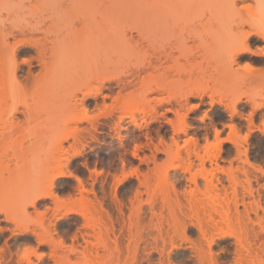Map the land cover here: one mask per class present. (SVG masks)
<instances>
[{
    "label": "rangeland",
    "instance_id": "374dc122",
    "mask_svg": "<svg viewBox=\"0 0 264 264\" xmlns=\"http://www.w3.org/2000/svg\"><path fill=\"white\" fill-rule=\"evenodd\" d=\"M170 1L178 3V1L187 0ZM180 2L179 5L176 3L175 8L169 10V21L158 35L154 34L151 48L146 47L145 41L140 39L136 32H132L131 36L128 34L127 37H131L133 42L138 40L141 42L131 44L130 47L123 43V37H119L123 49L114 55L113 70L119 74L120 79L130 80L129 76L125 77L120 73L137 72L133 66L143 63L146 54L150 53L152 48L154 50L159 48L160 44L167 39V43L175 44L178 37L186 38L190 35L186 38L189 40L184 44L187 48L194 49L196 45L201 44L202 40L193 39L191 36L193 33L203 36L204 41L210 40L209 38L213 40L214 37L217 40L221 38L220 42L216 43L225 44L224 49H221V46L220 48L215 46V42L210 43L211 40L207 43L209 46L213 44V47L210 46L211 49L207 50V52L211 50L210 54L208 52L209 56L215 55L211 56L212 59L208 57L209 59L206 60V57L202 56L204 59L188 57L187 61L180 60L185 68V73L180 77L182 84L178 83L180 90L186 91L190 87L205 90L201 101L191 97L186 102L187 105L182 102L184 106L182 110L190 105H199L196 110L188 113L187 120L192 127L188 135H173L170 125L165 122L166 119L174 120L172 114L164 112L165 109L179 108L174 102L171 105L156 106V112L165 115V118L158 117V122H151L149 116L135 113L133 116L138 123L144 120L150 122L140 131L133 125L127 124L128 117L124 119L122 129L113 130L114 121L117 122V116L121 115L119 110L107 119L99 118L96 129L94 131L91 129L95 139L92 141L87 139L88 144L84 147L83 155L72 158L69 162L70 172L83 181L82 194L76 181L70 177L58 179L54 185L55 193L62 201V207L71 208L77 214L65 215L64 208L54 213L52 212L55 207L54 202L42 200L35 208L27 207V215L17 222L5 221V217L1 215L0 226L5 231L0 233V247L2 246L6 254L5 264H200L196 255L200 251L206 252L208 247L198 238L192 227L189 226L184 233L182 226L183 223L189 224V219L184 215L190 214L191 209L199 211L203 228L208 230V237L213 238L214 243L210 251L214 255L215 264H236L238 256L243 255L242 253H246L243 257L246 255L248 259L249 253L246 252V248L250 250L252 259L248 256L249 259L255 261V203L260 199L261 206H264V177L258 170L241 163L234 146L225 140L230 138L228 126L232 123L240 128V134H242L239 137L248 132L245 119L252 110L248 100L264 103V58L242 55L234 63L235 65L232 63L229 68L237 73L229 74L233 71L228 73L223 69L228 57L223 55H228L229 51L226 50V54L224 51L228 42L227 49L230 50L235 38L250 30L248 24L241 25L240 22L248 21L254 24L264 21V0H193L195 4L197 3L194 11H190L193 10L191 5L192 8L187 9L189 1L185 2L187 7L185 5L182 7L183 2L180 6ZM233 2H235V8L232 7ZM203 3H207L205 4L207 8H200L203 7ZM199 4L203 5L199 7ZM210 5L214 6L210 7ZM126 22V25L132 24L131 20ZM208 34L209 38H207ZM230 39H233L232 43ZM249 44L253 51H257L262 46L252 40ZM203 53L202 49L198 54ZM22 56L26 55H19L20 58ZM218 63L220 64L216 65ZM247 64L255 68L253 75L244 73ZM25 70L26 68L23 67V71ZM145 72L146 70H138L139 79L146 75ZM238 73L239 78L244 73L242 75L245 77L242 76V78L245 81L237 79L238 82L234 81ZM231 75L235 78H230ZM249 76L252 77L249 78ZM136 80L138 82V79L133 82L137 83ZM69 84L62 80L55 95L52 97L50 93L46 98L41 96V85L27 84L21 89L17 86L9 87L7 98L1 105L3 117H6L10 107L19 101H24L30 105V112L35 119L22 126L23 133L27 135L22 145L12 144L0 147V153L7 150L6 155H0V176L5 182L3 186L0 185V205L7 212H12L11 214L19 213L23 205H26L37 193L36 189L45 187L52 174L53 166L56 163L64 164L65 159L72 153L69 148L72 144L70 140L64 144L63 150H58L52 145L57 135L66 128L67 122L64 121L75 115L74 108L70 106L74 104V101L68 100L67 97L71 90ZM110 86L113 88V93L118 91L115 81ZM211 88L215 90L213 96L215 101L214 105L209 106V95H211L209 89ZM133 89V87L126 88L123 94ZM104 93L106 92L103 90L102 94ZM76 96L74 100L79 101L81 94L77 93ZM165 96L166 94L163 93L149 94L150 105L155 103L154 97ZM238 96L241 97L238 115L230 119L228 112L223 111L224 106L218 103L219 101L224 104L229 103ZM93 102V99H88L86 104L92 105ZM103 102L106 106L115 104L111 98L103 101L102 96L98 95L95 103L102 107ZM92 111L97 113L96 110ZM205 113L207 118L200 122ZM16 117L19 120L24 119L21 114H17ZM262 117H264V107L254 113V126L251 127L253 132L248 139L244 141L242 137L236 140H240L238 141L241 145L240 150L247 149L251 163L264 170V136L257 131L258 128L262 129ZM70 126L73 125L70 124ZM88 126L87 123L78 125L79 128H89ZM213 127L220 131L218 140L222 141V153L217 161L218 167L224 171L231 167L234 172L231 178L230 175L228 177V174L221 172H215L213 177L210 176L211 171L216 169V165H210L208 162L204 163L205 173H198L201 169L199 162L191 155L190 160L193 164L191 173H197V187L189 181V174L182 173L179 169H170L169 182L165 183L161 179V173L169 163V159L162 153H155L153 146H158L160 138L172 145L173 137L179 146H184V140L195 135L198 138L197 150L202 155L205 137L209 143H214ZM34 142H36L35 145ZM136 145L140 146L137 152L134 148ZM134 152L141 160L147 158V163H141L138 158H134ZM181 156L183 159H180V162L179 160L172 162L174 166L187 163L188 158L184 150L181 151ZM241 159H243L242 156ZM230 160L231 164H229ZM84 162L87 166L83 167ZM136 168L142 185L133 174L129 175ZM88 170L95 171V174ZM146 174L147 179L144 178ZM6 188L11 190V195H5ZM25 188H29L27 192L24 191ZM15 191H17L16 195ZM136 192L139 193L137 198ZM116 198L121 202V206L116 202ZM95 200L102 202L106 213H98L97 206L94 204ZM45 207L50 208L47 214L49 220H45L41 225L37 222V214ZM210 209L224 210L232 216H235L237 210L241 219L239 221L234 219L235 221L231 223H218L214 226L208 221L207 215ZM171 210L174 213H171ZM204 210L206 211L203 212ZM172 214L177 215L181 225H173L178 221L171 218ZM215 220L218 222L217 216ZM48 221L53 226L49 227ZM193 222L196 221L193 220ZM221 231L228 232L231 236L217 239V234ZM33 233L38 236H34ZM42 237L48 239L52 237V241L39 243V238ZM91 244L94 246L91 247ZM85 246L92 248V251L89 247L90 252L87 247L83 249ZM83 253L86 254H84L85 258Z\"/></svg>",
    "mask_w": 264,
    "mask_h": 264
},
{
    "label": "bare ground",
    "instance_id": "6f19581e",
    "mask_svg": "<svg viewBox=\"0 0 264 264\" xmlns=\"http://www.w3.org/2000/svg\"><path fill=\"white\" fill-rule=\"evenodd\" d=\"M187 1H189L188 4L190 3L189 6L191 5L193 8L185 5ZM187 1H185L186 3L182 1V4L180 1L177 3V1L174 2L170 0H0V147L12 144L22 145L24 139L27 138V135L22 131V126L26 122H33V120H35L34 115L30 112V105L24 101H19L10 107L7 111L6 117H3L1 114V105L7 98L10 86H17L21 89L27 84H32L34 86L41 85V96L42 98H46L50 93L53 97L60 82L65 80L70 83L68 86L71 87V90L67 97L69 98L68 100L74 101V104H71L70 106L74 108L73 110L75 113V115L69 117L68 120L66 119L67 121H64L67 122L65 124L66 128L63 132L57 135L55 141L52 143L56 149L63 150L64 144H67L70 140L72 141V144H70L69 148L72 153L65 159L64 164L56 163V165L53 166L52 174L49 176L45 187L36 189L37 193L31 197L26 205H23V209L19 213L11 214L12 212H7V210L3 209L0 205V216L3 215L5 221H19L27 215V207L35 208L42 200H51L54 202L55 207L52 210L54 213L59 211V209L64 208V206L62 207V201L55 193L54 185L55 181L58 179L69 177L74 179L78 187H80V192L82 194L84 191L83 181L79 176L73 175L74 173L72 174V172H70L69 162L72 158L83 155L84 147L88 144L87 139L91 141L95 139L92 131L96 129L98 123L97 120L99 118L103 117L107 119L108 117H111L115 111L119 110V112L121 111V115H119V117L117 116V122L114 121L113 125L115 126V129L113 128V130L122 129V123L124 119L128 117L129 122L127 124L133 125L135 129L140 131L148 126L150 122L148 123L144 120L142 123H138L134 118L135 116H133L135 113H140L142 116H149V121L151 122H158L157 118H165V115L162 113L158 114L156 112V106H161L163 104L171 105V103L174 102L179 108H170L165 109L164 111L165 113L172 114L174 120L166 119L165 122L170 125L173 135H188L189 129L192 128L187 120L188 113L196 110L199 105H190V107H186L185 110H182L184 107L182 102L187 105L186 102L191 97L197 98L201 101L205 94V90L191 89V87L186 91L180 90L181 88L178 87V83H181L180 77L185 73L184 65H181L180 60L185 59L187 61L188 57L197 58L202 56L206 57V60L209 59L208 57L211 58L214 54L209 56L211 50L208 51L209 54L207 52L208 48L211 49V45H207L211 40L209 34L207 38L210 40L206 41H204L205 39H202L203 36H200L197 33H193V35L191 34L193 39L197 38V41L202 40L201 44L196 45L194 49H189L184 44L189 40L186 38L190 35L186 38L185 36L178 37L175 44L167 43L168 39H164L165 41L162 40L164 43H161L159 48H156L155 50L152 48L151 52L146 54L143 63L133 66L137 72L125 71L120 73L122 76H129L131 78L130 80L120 79L119 74L113 70L114 55L123 49L120 45L121 41L119 37H123V43L127 45V47H130L131 44L141 42V40L133 42L131 37H127L128 34L131 36L132 32H136L140 39L145 41L146 47L151 48L154 34L158 35L166 27V24L169 21L168 12L177 6L176 3L179 5L180 2V6L181 4L182 7L185 5L187 9L192 8L193 10L189 9L190 11L196 10L197 3L195 4L193 0ZM203 4H199L198 6L200 7V5H203V7L200 8H207V5H205L207 3ZM212 6L210 5V7ZM199 7H197L198 10ZM232 7H236L235 2H233ZM127 20H131L132 24L130 26L126 25ZM239 24H248L250 30L237 36V38L234 37L235 40L233 41L234 43L230 50L227 49L229 42L228 45L225 46V54L227 51L229 52H227L228 55H223L225 57L228 56L227 59L225 58L227 61L225 60L224 62V59H222L225 64L223 65V69L228 73L229 71H233L229 74L237 73L229 68H231V64H234L242 55L264 58V21L255 22L254 24L248 21H243ZM219 39L221 40V38ZM219 39L217 40V38L215 39L214 37L210 43L215 42V46H221L222 49L225 44H217L216 42H220ZM232 40L230 39L229 41L232 43ZM251 40L256 44L262 45L261 48H258L257 51H253L249 44ZM211 47H213V44ZM202 49L204 53L198 54ZM21 54L26 56L20 58L19 55ZM219 54L222 55L221 53ZM204 57H202V59H204ZM19 58L20 62L18 61ZM218 58H221V56H218ZM220 63L216 65H219ZM23 67L26 68L25 71H23ZM225 67H227V69ZM139 69L146 70V75L140 79L138 77ZM244 69H246V72H244L246 75H253L255 68L247 64V67ZM147 70H149V72H147ZM242 74L240 76L241 78L243 76ZM232 75L230 76L232 79L237 76L234 81H245V79H243L245 76H243L242 79L238 77L240 75L239 73L236 76L234 75L235 77ZM250 77L252 76H249V78ZM249 78H247V80ZM135 79H138V82L136 80L137 83H134ZM113 81H115L116 87L118 88L116 93H113V88L110 86ZM129 87H133L134 89L123 94V91ZM103 90L106 93L102 94ZM209 91L211 93V95H209V106H212L215 101L213 99L215 90L214 88H211ZM77 93L81 94L79 101L74 100L77 97ZM152 93H163L166 94V96L159 98L154 97L153 101H155V103L152 102L154 104L151 103V106V99L149 100L148 95ZM98 95L102 96L103 101L106 98H111L115 104H113V106H106L105 102H103L102 107H99V105L95 103V99ZM88 99L94 100L92 105L91 103L86 104ZM240 102L241 97L238 96L229 103L224 104L219 101L218 104L224 106L223 111L228 112V117L232 119L235 115H238V104ZM248 102L251 103L252 110L245 119L248 124V132L242 136L244 137V141H246L249 135L253 132L251 127L254 126V113L264 107L263 102L254 103L250 100H248ZM92 110H96L97 113L95 114ZM17 114H21L24 119L19 120L16 117ZM205 118H207L206 113L199 121L203 122ZM261 122L262 129L258 128L257 131L264 136V117H262ZM82 123H87L89 128H79L78 125ZM70 124L73 126L71 127ZM91 129L93 130L91 131ZM228 130V137L230 138H227L225 141L234 146L238 160L246 166H249V168L252 167L254 170H258L264 177V170L251 163L247 149L240 150L241 145L238 142L240 140H236L242 138L239 137L242 134H240V128L232 123L228 126ZM213 132L215 138L214 143H209L205 137V146L202 147V155L197 150L198 138L195 135L187 136V140H184V146H179L174 137L172 139V145L165 143L160 138L158 144L159 147L155 145L153 146L155 148V153H162L169 159V163L164 169H162L161 179L165 183H168L169 170L179 169L182 173H188L189 181L194 184V187H197V173H191L193 166L192 161L190 160L191 155H193L199 162V167L201 169L198 173H205L206 170L204 169V163L208 162L210 165H216V169L211 171L210 176L213 177L215 172H221L228 174V177L230 175L231 178V175L234 173L231 167L227 171L218 167L217 161L222 153V141L218 140L220 131L217 130V128H214ZM39 143L42 144V142ZM242 143L243 141L241 140V144ZM35 144L36 142H34V145ZM173 146L175 147L174 149ZM138 147L137 145L134 147L135 151L139 149ZM183 150L188 158L187 163L184 162L186 164H181L179 165L180 167L174 166L172 163L173 161L179 160L180 162V159H183L181 158V151ZM6 151L7 150L5 149L0 155H6ZM136 152L133 153L134 158H138L141 163H147L146 161L148 159L145 158L141 160ZM152 156L154 159V154ZM241 156L243 159H241ZM229 164H231V160L229 161ZM82 165L83 167L87 166L85 162ZM122 168H124V165ZM88 171L93 172L90 170ZM132 174L137 178L139 184L142 185L143 183L139 181L137 168L129 175L131 176ZM144 178H148L147 174L144 175ZM4 184L5 182L0 176V185L3 186ZM28 189L29 188H25L24 191L27 192ZM4 191L7 192L5 195H11L10 189L6 188ZM14 194L16 195L17 191H15ZM135 194L137 198L139 193L136 192ZM95 202L96 203L94 204L97 206L98 213H106L102 202L98 200H95ZM116 202L121 206V202L118 201L117 198ZM49 209V207H45L43 211L37 214V222L41 225L45 220H49L47 219ZM64 209L65 215L77 214V212L71 208L65 207ZM205 211L206 210L203 212ZM172 212L173 211L171 210V213ZM170 216L173 219L175 218L174 221H178L176 214ZM207 216L209 223L214 226H217L218 223H231L234 219L236 221L241 219L237 210L235 216H232L224 210L210 209L208 210ZM215 216L218 217V222L215 220ZM184 217L188 218L190 222L189 224H182L183 232L185 233L189 226L192 227L196 231L198 238L205 242L206 247H208L206 252L200 251V253L196 255L199 258V263L215 264L213 259L214 255L211 254L210 251L211 245L214 243L213 238L208 237V230L203 228L200 221L199 211L191 209L190 214H185ZM193 220L196 222H193ZM173 225L177 226L181 225V223L178 221ZM51 226L53 225L49 222V227ZM3 231H5V229L0 226V233ZM34 236L38 235L34 234ZM229 236L231 235L228 232L221 231L217 234V239ZM42 238H39V243H49L52 241V237L49 239L45 237ZM93 246L91 244V247ZM86 247L87 246L83 249ZM90 249L92 251V248ZM241 251L243 250L241 249ZM84 252L86 253L87 251ZM88 252H90V250ZM246 252L249 253V255H247L248 259H246V255L243 257L246 253H242L243 255L238 256L239 258L237 257L238 260L236 261V264H249V262L250 264H253V262H255L254 264H264V206H261L260 199L255 203V261L251 260L250 250L248 251L246 248ZM85 253H83L84 258L86 257ZM5 255V251L1 246L0 264H5ZM248 256L251 259H249ZM86 260L88 261V259Z\"/></svg>",
    "mask_w": 264,
    "mask_h": 264
}]
</instances>
